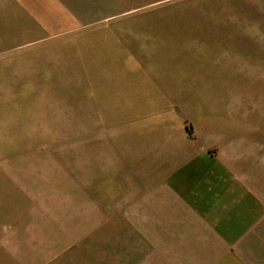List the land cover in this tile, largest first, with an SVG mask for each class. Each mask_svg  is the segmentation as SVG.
Here are the masks:
<instances>
[{
  "label": "crops",
  "instance_id": "0c3cea01",
  "mask_svg": "<svg viewBox=\"0 0 264 264\" xmlns=\"http://www.w3.org/2000/svg\"><path fill=\"white\" fill-rule=\"evenodd\" d=\"M157 1L0 0V74L17 72L18 61L4 58L13 50L28 65L50 56L49 46L31 47L50 39L60 47L100 35L118 46L103 51L113 79L90 84L97 125L89 133V159L79 161L77 151L74 163L75 195L88 202L75 264H264V100L236 99L234 105H251L244 114L210 97L194 105L186 90L231 86L209 72L189 80L169 67L126 66L127 58L154 59L131 42L158 37L152 30L178 29L176 20L119 16ZM201 5L203 38L237 41V50L223 55L250 67L245 76L240 65L239 77L249 80L232 87L252 88L251 70L264 55V0Z\"/></svg>",
  "mask_w": 264,
  "mask_h": 264
},
{
  "label": "rangeland",
  "instance_id": "374dc122",
  "mask_svg": "<svg viewBox=\"0 0 264 264\" xmlns=\"http://www.w3.org/2000/svg\"><path fill=\"white\" fill-rule=\"evenodd\" d=\"M201 2L160 0L119 15L122 19L158 17L178 22L175 31L152 30L158 37L131 42L153 51L152 61L127 58L124 64L169 67L189 80L204 72L219 75L222 78L216 80L231 87L186 90L192 104L204 96L224 100V108H240V114L249 112L250 104L233 102L264 100V55L256 57L257 70H251L256 76L253 87H232L249 80L239 77L240 65L245 76L250 67L239 64L233 55H223L237 50V41L203 38L207 15ZM76 38L80 41L66 40L60 47L58 38L31 46H49L51 52L35 57L29 65L15 57L20 49L4 57L17 60L18 66L17 72L0 74V264H75L74 242L79 228L88 225V202L75 195L74 163L77 151L81 152L79 161L89 159V133L91 125H97L91 120L90 84L113 79L103 66L107 64L103 51L118 47L100 35ZM262 43L257 42L258 48ZM173 107L182 109L181 105ZM93 139L96 145L98 138ZM9 188L11 192L4 191Z\"/></svg>",
  "mask_w": 264,
  "mask_h": 264
}]
</instances>
